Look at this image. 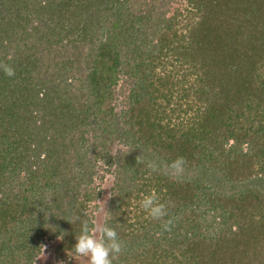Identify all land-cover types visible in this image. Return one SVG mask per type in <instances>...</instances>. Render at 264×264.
<instances>
[{"label":"trees","instance_id":"16d2710c","mask_svg":"<svg viewBox=\"0 0 264 264\" xmlns=\"http://www.w3.org/2000/svg\"><path fill=\"white\" fill-rule=\"evenodd\" d=\"M34 35L74 65L48 87L63 98L34 92L47 63L29 51ZM0 63L15 70H0V264L34 260L43 237L63 233L58 255H75L81 222L92 225V172L54 229L45 204L66 160L76 173L116 141L126 145L116 180L126 173L129 190L107 208L123 242L113 264H264V190L249 185L264 183V0H0ZM87 129L92 140L77 142ZM177 157L179 174L167 167ZM153 193L163 220L140 207Z\"/></svg>","mask_w":264,"mask_h":264},{"label":"rangeland","instance_id":"374dc122","mask_svg":"<svg viewBox=\"0 0 264 264\" xmlns=\"http://www.w3.org/2000/svg\"><path fill=\"white\" fill-rule=\"evenodd\" d=\"M176 7V3L173 4V6H171V9H169L168 11V16H170L173 13L174 8ZM23 25H25L24 22H22ZM34 27L37 26V23H35L33 25ZM32 28V27H31ZM17 29L13 30V32L15 33ZM30 30V29H29ZM43 32H48V29H44L41 32L39 31V33H43ZM50 33L54 34V32L49 31ZM17 35H20L17 33ZM56 35V34H55ZM35 38L33 41H30L29 43L31 44L29 46V51L31 54H34L35 57H39L40 55H44L46 57L47 63L41 62V70L39 73V78L35 80V84L34 85V92L41 94L43 96H45V91L47 92L49 89L48 87L53 85L54 86V82L55 80H57L60 77H64V75H66V67L69 69L71 68L72 70L74 69V65H70V61L67 58V55L65 57L60 58V47L59 49L56 48V50L54 48H46L44 47V45L41 44L40 42V37H37V35H34ZM56 37V36H55ZM28 43V45H29ZM65 44V42H63ZM43 46V47H42ZM9 48H11L12 46L9 45ZM57 47V46H55ZM28 51V52H29ZM84 76V75H83ZM67 80L70 81L71 79L69 78V75H67ZM70 79V80H69ZM76 80L78 81L79 84L76 83ZM34 81V80H33ZM75 84V89L76 86H80V84L82 86H80V90H88L87 88L83 89V86H86V84H88V79H86L85 77H80L78 76L77 78H72V80ZM55 88V86H54ZM38 90H40L38 92ZM59 89H57L55 92H57L56 94H54V92H49L48 93L51 95V97H61L63 98L64 93L62 92L63 88H61L59 91ZM78 90V89H77ZM87 92V91H86ZM47 93V94H48ZM59 93V95H58ZM79 102L77 103L74 109V112L77 113H82L80 109L81 105ZM56 104V103H55ZM57 105V104H56ZM59 106V104L57 105ZM117 111L115 112V114L117 113V115H119V110L116 109ZM106 120H104V123L102 124H107L110 123L106 122ZM108 121V120H107ZM78 129V128H77ZM89 129H87V133L84 135H80L79 131H75L74 133L76 134V141H82L80 142L82 144V142H84V138H89V140H92V131H88ZM113 142V141H110ZM85 143V142H84ZM90 143V142H89ZM112 149L106 153L104 152L103 154L100 153V155H92V161L91 163H86V167L83 166L80 168V172L76 171V173L74 172V170L72 171L71 169L74 168L75 169V164H78L76 162H72L69 159L66 160V166L64 167L63 170V175L64 176H58L57 181L55 182L54 185H52L51 191H52V195L53 197H49L48 198V204L46 203V207H48V212L45 215L44 221H43V225L45 226V229H54L53 226V217L54 215H56L58 213H61V211L63 210L62 206H61V201L64 203L65 198L72 196V192L73 187L77 186L78 183L77 181L81 180H86V176L84 175L85 172L86 175L88 176L91 172L92 174V178H91V187L95 190L94 192H96L97 194V198L91 202L90 204H88L87 207V211L86 213L89 216V219L92 222H97V223H103L106 220V217L108 215V206L109 204L112 202L113 197L115 192L118 190V188H120V192H122L123 194L127 192V190H129V187H127L128 184V175L126 176V173L123 174V176L120 178V180L117 182L116 180V175H117V165H116V161H117V157L119 156L118 153H122L123 151L126 150V145H124L123 143H119V141H116L112 146H110ZM228 147V145H227ZM102 158L108 160L107 158L109 157H116L115 164L114 165H105L103 164L104 162H101L100 159L98 161H93L94 158H98L101 157ZM109 162V161H108ZM77 169V168H76ZM95 169V170H93ZM91 170V171H90ZM185 176V175H184ZM10 178L12 181L13 185H18L20 183L19 180L15 179V177L11 176ZM250 186L254 187V188H258V189H263L264 190V183L261 182H257L255 181L254 183L252 181H250L249 183ZM44 197H48L47 194H43ZM58 199H60V201L58 202ZM42 200V199H41ZM43 201V200H42ZM58 202V203H57ZM61 208V209H60ZM60 209V210H59ZM136 212L135 210L131 211V215H134ZM207 217L209 218V216L207 215ZM219 223V222H218ZM216 225V224H213ZM158 236V235H157ZM61 242V239H58V237H43L42 241L39 242V244L36 246V248H34L35 250V258L34 260L31 261H27L25 262V264H87V260L86 258H80L77 257L76 255H69L67 257L68 254H70V252L64 251V255L65 257H60L58 255L57 252V248L59 246Z\"/></svg>","mask_w":264,"mask_h":264},{"label":"clouds","instance_id":"9594fccd","mask_svg":"<svg viewBox=\"0 0 264 264\" xmlns=\"http://www.w3.org/2000/svg\"><path fill=\"white\" fill-rule=\"evenodd\" d=\"M0 70L6 76L12 77L15 75V70L7 65L0 63ZM137 162H140L137 157ZM185 164L183 157H177L171 164L167 165L168 168L174 170L177 174L183 171ZM148 168L152 172L159 170L160 165L156 162H149ZM140 207L147 215L154 220H163L168 215L167 206L159 201V198L153 193L143 196L140 201ZM79 219V217H76ZM70 224L74 221H68ZM171 221H165L162 227L165 230H170ZM63 233L58 239H62ZM76 243L73 247L74 254L80 258H86L87 264H113L123 251V242L119 240L117 231L109 226L107 221L103 223L90 222L83 220L81 222V232L75 236Z\"/></svg>","mask_w":264,"mask_h":264}]
</instances>
